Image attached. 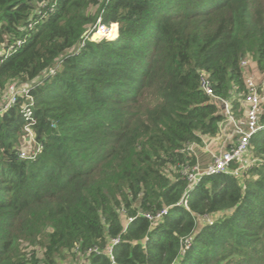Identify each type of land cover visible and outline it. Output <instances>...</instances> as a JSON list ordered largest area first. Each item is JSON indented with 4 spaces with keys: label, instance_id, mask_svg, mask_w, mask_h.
Returning a JSON list of instances; mask_svg holds the SVG:
<instances>
[{
    "label": "trees",
    "instance_id": "16d2710c",
    "mask_svg": "<svg viewBox=\"0 0 264 264\" xmlns=\"http://www.w3.org/2000/svg\"><path fill=\"white\" fill-rule=\"evenodd\" d=\"M246 60L264 74V0H0V102L33 99L0 114V264H264V129L240 173L181 174L224 120L200 78L243 116Z\"/></svg>",
    "mask_w": 264,
    "mask_h": 264
},
{
    "label": "built area",
    "instance_id": "2783aa9c",
    "mask_svg": "<svg viewBox=\"0 0 264 264\" xmlns=\"http://www.w3.org/2000/svg\"><path fill=\"white\" fill-rule=\"evenodd\" d=\"M97 29L94 33L91 34V40L93 39L97 32H100L103 37H106V34L109 32V28L100 24V20H97ZM20 42H17L16 45H19ZM12 48V47H11ZM10 48V49H11ZM249 61L241 62V68L244 73V83L247 88V93L244 96V118L243 120H236L230 111L229 104L221 98L216 97L211 89L209 80L202 76L200 78V90L212 98L216 103L221 105L222 112L224 116L232 124L233 135L231 141L229 142L230 147L224 149L219 154L213 156L211 163L202 170H199L195 165L193 167H184L181 171L182 176L186 179L188 183V188H193L197 182L203 176H211L219 173H234V170H230L231 163H240L244 155L248 152V145L251 136L259 130L264 129V121L261 123L262 106L261 98L258 94L256 78L251 72H248ZM52 72V71H51ZM18 97L26 99V103L32 105L33 99L29 96V85L21 83H10L6 87L5 93L2 96V101L0 102V114L6 111L10 106L15 104ZM24 125H23V140L22 149L19 152V157L22 159L34 158L42 150V145L36 141V133L34 127L36 121L33 116V111L31 106L24 107ZM185 205V201H181ZM167 212V208H164L154 216H147L150 220H158ZM131 220V219H129ZM208 223H211L210 218H205ZM117 239L111 241L112 244H116ZM185 247L189 246L190 240H183ZM111 253V247L108 248L107 254Z\"/></svg>",
    "mask_w": 264,
    "mask_h": 264
},
{
    "label": "crops",
    "instance_id": "0c3cea01",
    "mask_svg": "<svg viewBox=\"0 0 264 264\" xmlns=\"http://www.w3.org/2000/svg\"><path fill=\"white\" fill-rule=\"evenodd\" d=\"M252 74L254 75V77L258 75V73L254 70H252ZM263 83L264 82H262V84ZM219 106L221 107V105ZM243 118H244V114L243 116L241 115L239 119L238 118H235V119L243 120ZM232 135H233L232 124L224 116V120L220 124V131L215 137H210V138L202 137L201 145H195V144L190 145L189 152L192 153V155H194L195 160H196V166L198 167L199 170L205 169L211 163L213 156L219 154L221 151H223L227 147L228 148L230 147L231 144H229V142L231 140L229 142H226V139H229L230 137H232ZM237 169L238 168L234 169L235 174L237 172Z\"/></svg>",
    "mask_w": 264,
    "mask_h": 264
},
{
    "label": "rangeland",
    "instance_id": "374dc122",
    "mask_svg": "<svg viewBox=\"0 0 264 264\" xmlns=\"http://www.w3.org/2000/svg\"><path fill=\"white\" fill-rule=\"evenodd\" d=\"M111 28V25L109 26V32H108V34H106V37L107 38H109V39H113V37L115 38V36H116V33H115V35L114 36H112V31H113V29H110ZM110 30H112V31H110ZM98 33V32H97ZM95 34L96 36L98 35V34ZM95 36V37H96ZM103 36V35H102ZM93 38V39H95V40H98V39H101L100 37H101V35L99 36V37H97V38ZM249 62H250V60H248ZM255 65L252 63V62H250V64H249V68H247L248 69V72H251L252 73V70H254V71H256L257 73H258V75H256L255 77H256V84H257V88H259V87H261V88H264V83L262 84V82H264V74H260L259 73V71H257L256 69H255V67H254ZM255 74V73H254ZM238 113H232V115L234 116V118H238L239 119V117H237L236 115H237ZM242 114V113H241ZM241 117V116H240ZM233 140V138H229V139H226V142H229L230 140ZM22 142H24V140L23 139H21V141H20V144H22ZM253 161H252V159L249 157V154L248 153H246L245 155H244V157H243V159L241 160V162L237 165L238 167V169H237V172H236V174H238V172L240 173L242 170H244V169H246V167H248L251 163H252ZM202 220V219H201ZM79 262V261H78ZM77 262H76V260L73 258V257H71V256H69L68 254L67 255H65V258L63 259V260H61L58 264H76Z\"/></svg>",
    "mask_w": 264,
    "mask_h": 264
},
{
    "label": "bare ground",
    "instance_id": "6f19581e",
    "mask_svg": "<svg viewBox=\"0 0 264 264\" xmlns=\"http://www.w3.org/2000/svg\"><path fill=\"white\" fill-rule=\"evenodd\" d=\"M109 33H110V32H109ZM97 34H101V33H100V32H98ZM95 36H96V35H95ZM95 36H94V37H95ZM101 36H102V35H101ZM112 36H114V34H112ZM113 38H114V37H113Z\"/></svg>",
    "mask_w": 264,
    "mask_h": 264
}]
</instances>
